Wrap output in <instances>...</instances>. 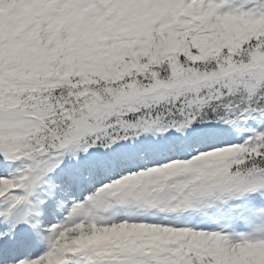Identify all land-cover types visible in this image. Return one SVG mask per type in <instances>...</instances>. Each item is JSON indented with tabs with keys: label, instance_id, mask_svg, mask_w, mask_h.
Returning <instances> with one entry per match:
<instances>
[{
	"label": "snow or ice",
	"instance_id": "6c2138e0",
	"mask_svg": "<svg viewBox=\"0 0 264 264\" xmlns=\"http://www.w3.org/2000/svg\"><path fill=\"white\" fill-rule=\"evenodd\" d=\"M0 264H264V0H0Z\"/></svg>",
	"mask_w": 264,
	"mask_h": 264
}]
</instances>
